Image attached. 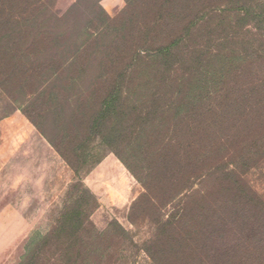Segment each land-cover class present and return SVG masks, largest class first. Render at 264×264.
<instances>
[{
  "label": "rangeland",
  "instance_id": "rangeland-1",
  "mask_svg": "<svg viewBox=\"0 0 264 264\" xmlns=\"http://www.w3.org/2000/svg\"><path fill=\"white\" fill-rule=\"evenodd\" d=\"M21 1L0 0V15ZM201 1L223 6L197 17L186 0H45L40 48L0 62V264L61 215L69 234L87 216L71 242L114 246L122 264H264V116L241 121L226 75L237 87L264 68V0ZM114 86L117 115L96 125ZM158 146L174 161L151 158L145 194L124 161L140 174Z\"/></svg>",
  "mask_w": 264,
  "mask_h": 264
},
{
  "label": "trees",
  "instance_id": "trees-1",
  "mask_svg": "<svg viewBox=\"0 0 264 264\" xmlns=\"http://www.w3.org/2000/svg\"><path fill=\"white\" fill-rule=\"evenodd\" d=\"M186 1H188V3L182 6L184 8V11H187V9H195L197 12V17H204L211 11H217L221 8V6H223V4L221 3H208L204 5L201 0ZM220 1L221 0H219V2ZM21 2V11L19 12V14H11L10 11H8L6 8H3V10H1L0 62L7 58V56H9V62H11L13 65L16 64L15 58L20 59L23 56L30 58L29 56L33 53L34 50L40 48V42L44 40L42 36H38L37 30L33 31L31 29V24L34 23V21H38L36 15L42 9V6H44L45 0H22ZM14 25H19L20 27L15 30L14 28H12V26ZM192 26L196 27V24L193 23ZM33 62L34 59L27 64L23 63V65H26L25 67L27 68V65H32ZM60 72L61 69L59 67L55 68L52 79L57 77ZM226 75H228V80L232 77V80H229L232 82L233 78H235V76H238L235 68L228 69L226 71ZM229 81L227 85L230 88L237 89L238 92H236L241 98V121L249 120V118L253 114L264 116V68L256 69L253 79L247 80L242 84L239 83L237 87L235 86V82L230 84ZM31 93H34V91H32ZM122 93L123 91L121 87L114 86L111 90H109V92L103 98L99 110L94 116L93 123H95L96 125L99 122L103 123L105 117H108V115L111 113H116L117 115L116 107L112 111H110V108L113 106V104L116 103L117 100H119ZM11 101L13 103H16L14 102V100ZM35 125L43 134V130L41 129V127L37 123H35ZM46 137L52 147L57 150V152L63 157V159L70 166H72V169H74L75 173H77V168H75L71 164L69 158H67V156L59 148V146L55 142H53L51 138L47 136V134ZM103 137L104 135L101 136V140H103ZM115 153L118 155V157L121 158L119 153ZM141 153L145 155L144 158L147 161V166L141 170L140 174L137 173L134 168H132L125 161L124 163L134 174L138 182L142 184L144 193L149 194V186L145 181L152 175L151 158L153 160L157 159L162 168L170 169L174 161V156L171 155V151L165 146H158L151 150H143V152ZM178 160H180V158ZM66 217L67 215H61V220L58 221V224H56L48 233H45L43 235H32L25 244L24 252L17 264H122L119 261L121 260V258L111 259L113 255L118 253L117 249H115L114 246H95L91 242H71V238H85L83 229H87L86 227L87 225H90V221L88 217L85 216L84 220L77 225L78 227H76V229L71 231V234H69L67 233V231H65V225H73V222L72 219ZM121 231L123 233H126L122 228ZM61 232L63 234H66L69 240L64 244L51 243L50 238L52 237V235L59 233L58 236H60ZM98 234H102V231ZM87 236L90 237V235ZM148 250V248H142V251L152 259L153 257Z\"/></svg>",
  "mask_w": 264,
  "mask_h": 264
}]
</instances>
